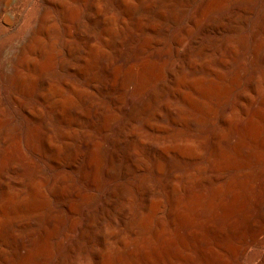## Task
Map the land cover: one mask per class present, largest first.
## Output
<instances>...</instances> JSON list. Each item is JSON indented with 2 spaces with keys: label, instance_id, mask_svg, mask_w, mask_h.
I'll list each match as a JSON object with an SVG mask.
<instances>
[{
  "label": "bare ground",
  "instance_id": "1",
  "mask_svg": "<svg viewBox=\"0 0 264 264\" xmlns=\"http://www.w3.org/2000/svg\"><path fill=\"white\" fill-rule=\"evenodd\" d=\"M1 37L0 264H264V0H0Z\"/></svg>",
  "mask_w": 264,
  "mask_h": 264
},
{
  "label": "rangeland",
  "instance_id": "2",
  "mask_svg": "<svg viewBox=\"0 0 264 264\" xmlns=\"http://www.w3.org/2000/svg\"><path fill=\"white\" fill-rule=\"evenodd\" d=\"M2 38H4V37H1V38H0V41H1V42H0V58H1L2 54H3V52L5 51V40L3 41ZM2 42H4V44H3ZM1 43L4 45V47L1 45ZM1 46H2V47H1ZM251 250H252V249H250L249 252H251ZM253 263H254V262H253Z\"/></svg>",
  "mask_w": 264,
  "mask_h": 264
}]
</instances>
